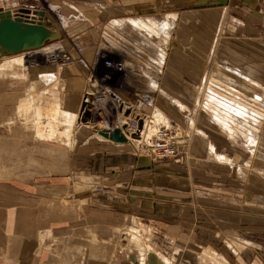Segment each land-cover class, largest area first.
<instances>
[{
  "label": "crops",
  "instance_id": "obj_1",
  "mask_svg": "<svg viewBox=\"0 0 264 264\" xmlns=\"http://www.w3.org/2000/svg\"><path fill=\"white\" fill-rule=\"evenodd\" d=\"M70 1L64 0L63 3H70ZM103 1L106 4L98 3L99 6H95V10L87 7L88 13L85 16L91 20L97 19L95 23L102 31L101 36L106 37L105 35L110 34L111 44L119 46L118 51L114 54L124 58L128 63L126 75L129 79L122 80V85L114 88L113 92L122 99L136 103L139 109L144 112H151L155 109L162 111L168 119L180 125L183 131L200 135L203 142L199 139L192 142L194 133L191 138L187 135L190 156L181 152L178 159L157 162L152 161L144 153H134V149L130 146L132 143L129 141L115 142L107 137L94 135L91 130L84 129L81 125L72 134L70 145L66 142L62 143V141L57 143L51 139L44 142V140L36 138L37 134H33L21 126L12 114L13 107L16 109L27 89V85L22 81L21 76L23 75H19V72L16 75H0V228L6 231L18 228L24 230L27 226L26 223L35 221L33 216L28 217L27 214L32 212L25 207H15L10 210L11 213H8L6 208L8 190L23 196L28 193L26 187L30 186L37 190L48 188L52 192H62L65 195V191L72 189L71 175L95 174V178L100 179L101 183L107 180L106 183L98 185L100 187L98 190L109 193L112 201L108 202L114 208L125 210L99 209L102 213H97L94 209H87L86 206V212L81 215L85 216L87 223L88 221L92 224L91 221L101 222L97 223L101 230H107L106 227L113 226L118 220L127 222L129 211L132 212L129 210L130 208L136 210L137 215L142 214L143 218L144 214L147 213L149 216L156 210L159 222L164 227L168 225L174 228V231L170 229L164 231L170 237L185 238L184 241H186L190 234L184 232V225L186 226L188 223L193 225V222L197 221L200 225L193 230L194 235L191 230V237L195 238L194 236H196L204 239L206 244H209L202 248L211 247L214 249L212 247L214 241L220 239L224 245L223 249H225L222 254L224 253L229 264H264L263 208L250 205L253 198L249 199L246 195L248 184L245 180L238 182V186L231 185L233 182H231L230 172L234 165L238 162L241 169H247L245 164L250 163L247 160L254 158V155H252V151L232 148L231 143L227 145L229 148L219 145L221 141L215 140L214 137L217 133V131L214 132L216 123L214 124L208 117L207 121L203 120L207 126L203 130L201 129V125L196 121L198 119L197 99L193 95L194 92L190 90V87H200L202 82L206 84L210 82H207V79L210 78L206 68L212 62L214 52L217 51L222 40L236 44L240 51L239 62L247 73L245 77H252L256 87L262 88V79H264V0ZM41 2L44 6L40 5ZM22 7L46 11L61 31L66 17L70 16L63 9L62 11L58 10V6L53 4V0H0V9L16 12ZM93 14L96 17L91 18ZM134 20L147 26L153 25L160 37L168 35L169 40L164 41L163 44L166 47H171V50L166 52L165 48L164 52L160 51L163 54L157 53L156 55L152 49H144L140 52L135 47L133 49L129 46L128 42L122 40L126 34L131 43L135 41L136 46L140 41V43H144L140 37L147 42L150 38H158L156 34L139 29ZM107 32L110 33L107 34ZM118 34H122V36H118ZM136 35L138 36L136 37ZM222 37L224 38L221 40ZM116 38H119L123 44L118 43L119 39L115 40ZM103 40L101 47L107 45ZM153 42L161 44L160 40ZM98 46V44L93 45L95 49ZM59 47L61 48L62 45H57L56 49ZM125 48H131V52ZM19 54L22 55V53ZM151 54H154L156 58ZM14 55L0 58L5 61V57ZM95 55L93 57L90 54V58L84 56L82 62L72 60L73 63L65 67L60 66V71L63 70L62 80L65 82L64 85L66 84V91H68L58 101L62 109L74 112L79 110L83 93L90 87L88 64L92 63ZM99 64L102 65L103 62L100 61ZM25 73L27 77L33 76L32 70H26ZM149 74L154 79L151 84ZM203 76L204 78L206 76V79ZM74 86L77 88L73 89ZM201 86L203 87V85ZM255 89L257 90V88ZM175 100L191 110L192 116L195 117V129H191V127L186 129L187 123L183 121L182 111ZM220 132L222 133V131ZM222 134L224 135V132ZM222 140L226 139L222 138ZM210 144L214 146L216 152L219 149L218 153L223 154L224 152L228 156L237 154V162L233 163L234 165H227L217 162V159H211L210 155L214 154L215 156V153L210 150ZM184 161L187 165H184ZM256 166H253L254 172L259 173L261 170ZM28 167L34 169L31 168L29 172L26 170ZM170 170H174L178 182L184 178L189 186L179 182L175 184L176 190H171L172 193L168 192L166 188L165 191L161 190L162 187H160L161 194L159 196L152 195V179L156 177V174L162 177L167 176ZM185 175L188 177H184ZM18 179L25 183V187H23L25 190H22L20 185L11 183L12 180L17 181ZM196 182H206L207 186ZM211 185L228 187L227 190L222 189L228 194L229 188H237L241 194L238 193L240 198L236 206L231 203L232 201L218 200L217 198L216 200L212 197L200 199L196 196L199 194L197 193L199 190L205 188L209 190ZM195 191L196 193H194ZM184 194L191 195L189 197ZM51 200V198H46L45 202L52 204ZM55 201L59 200L55 198ZM14 202L16 206L26 204L22 198L15 199ZM201 203L205 206L201 207ZM64 211L66 212V209ZM123 211H128V214ZM89 213L105 215V218L101 216L104 221H100L96 217L88 218ZM135 213L133 211V214ZM62 219L64 221L67 219L66 213H63ZM14 222H17V225H13ZM77 223L79 226L81 223L83 224L79 221ZM75 232L78 234L79 240H75L73 244L74 251L78 249L79 252L85 253L89 246L94 249L95 254L112 252V249L108 248L100 250L101 246L99 245L96 247H92L91 244L86 245V234L82 232V228ZM111 232L110 230L109 235L100 238L112 236ZM15 237L22 238L20 235H15ZM6 241L5 234L0 231V255L9 252L22 254L30 251L31 245L24 247L23 244L9 250L6 248ZM196 243L198 242L196 241ZM183 244H188L189 247L186 246V250L190 255H193L192 247H196L193 245L194 243L187 241ZM233 244L237 247V252L232 249L231 245ZM181 246L177 247L184 251L183 245ZM67 252L65 260H68V264H79L71 259L73 257L71 250H67ZM149 260L150 262L147 264H151V262L154 264L152 258L149 257Z\"/></svg>",
  "mask_w": 264,
  "mask_h": 264
},
{
  "label": "rangeland",
  "instance_id": "obj_2",
  "mask_svg": "<svg viewBox=\"0 0 264 264\" xmlns=\"http://www.w3.org/2000/svg\"><path fill=\"white\" fill-rule=\"evenodd\" d=\"M63 1L64 0H53V4L58 6V10L62 11L63 9V11L70 14L69 17H66L64 27H62V39L48 42L38 50L22 53V63L7 64L6 69L4 67L0 69V75H16L19 72V75H23L21 76L22 81H24V84L27 85V89L23 98L20 100V103L17 105L16 109L15 107L12 109V114H14L13 117L19 121V124L25 129L30 130L33 134H36L37 130H42V132L45 133L50 127L53 131V134L50 135V137L45 134H38L39 136L37 135L36 138L41 141L44 140V142L51 139L57 141V143L62 141V143L66 142L70 145L69 143L72 139V134H74L75 130H77L80 125L84 129H88L89 131L91 130V133L94 135H101L96 132L97 127L92 122H89V125L78 123L77 119L79 110L75 112L70 111L73 113L72 116H74V122L70 131L63 135H61L59 131L57 132L60 126L63 127L62 124L64 121V116L60 110H66L59 106L58 101H60L61 97L64 96L65 92H68L66 91V84L64 85L65 82L62 80L63 75L61 74L63 70L60 71V66L65 67L66 65L73 63L72 61L63 62L62 55L60 54L62 52H66V54H69L72 60L76 62L79 60L82 62L84 60V56L90 58V54L93 55V57L96 54L95 59L92 62H94L97 59V56L102 53H105L106 58L119 59L122 57L114 54L118 51L119 46L111 44L110 32H107L109 35H105L106 37L101 36L102 31L95 23V20L97 19L93 18L96 17L95 14L92 15V20L85 16V14L88 13L86 11L87 7L90 9L94 8L93 10H95V6H99L98 3L106 4L105 1L71 0L70 3L66 4L63 3ZM109 3L111 2L109 1ZM40 5L44 6L42 2ZM63 15H65V13H63ZM140 24L141 26H138L139 29H144L148 33L151 32L152 34H156L158 38H150L147 42L145 39L140 37V40H144V43H140V41L137 43V46L134 43L135 41L131 43V41L128 40L129 37L127 34L125 35L126 37L123 36L122 40L128 42L129 46L133 49L135 47L140 52L144 51V49H152L157 55V53L163 54L160 51L163 50L164 52L165 48L166 52L171 50V47H166V45L163 44L165 43L164 41L169 40L168 35H166V37L161 36V38L158 34L159 32L155 30L153 25L147 26L142 23ZM118 36H122V34H118ZM137 36L138 35H136V37ZM102 38L106 40L104 41ZM223 38L224 37H222L221 40ZM118 39L116 38L115 40ZM102 40L107 44L104 47L100 46L103 44ZM159 40L161 44H158L157 42L154 44L153 41L159 42ZM118 43L123 44L120 39L118 40ZM96 44L99 46L95 49L93 45ZM57 45H62V47L56 49ZM125 49L128 52H131V48ZM151 56L156 58L154 54H151ZM239 57L240 51H238L236 44L222 40L217 51L214 52L212 62L206 68L207 74L210 78L207 79V82H210L205 84L204 89H202V86L200 85L201 88L190 87V90L194 92L193 95L196 96L197 101L199 100L201 102L200 105L197 103L198 119L196 121L199 122L202 130L207 126V123L203 120L205 119L207 121L206 118L208 117L214 122V124L216 123L215 125L213 124L216 127L214 132L217 131L214 137L215 140L221 141V144L219 145L229 148L227 145H230L231 143L232 145L230 146L232 148L236 147V149L240 148L249 152L252 151L254 158H250L248 160L250 163L245 164V166L248 167L247 169H241L240 166H238V162L235 165L233 164L234 167L230 172L231 182H233L231 185H237L238 182L245 180L248 184V188L245 191L246 195L249 199L251 197L253 198V202H251L250 205L261 206L263 208L264 215V79H262V88L259 86L256 87V83L252 77H245L247 73L245 68L239 62ZM1 59L2 58H0V60ZM1 61H3V59ZM126 64L128 67L127 62ZM99 69L100 67L97 63L95 67L96 72L99 71ZM26 70H32L33 76L27 77L25 73ZM149 75L151 84L154 82V79L151 74ZM128 79L129 77L126 75L123 81H127ZM143 84L144 83L142 82V85ZM254 87L257 88V90ZM76 88V86L73 87V89ZM199 90L201 92H199ZM156 110L157 109L153 111V115H155ZM160 112L163 115V119H168L166 117L167 115H165L162 111ZM190 116L193 117L192 114H190ZM194 118L195 117H193V119ZM223 120L229 123L228 125L232 126L231 130H228V128H226L227 126H223ZM148 123H150V121H148ZM186 129H189L188 125ZM219 129L222 133L224 132V135L219 131ZM193 133L194 132L191 133L183 131L179 140L180 151L188 154V156H190L191 153L188 148L189 140L186 136L188 135L187 137L191 138ZM42 137L44 139H42ZM151 137L152 134L147 139L150 140ZM222 138H225L226 140H222ZM195 139H199L203 142L201 136L194 133L192 142H194ZM130 146L134 149V153L137 154L138 152H141L140 149L142 145L135 141V139ZM218 151L219 149L217 150V153ZM210 158L216 159L214 154L210 155ZM173 160L165 159L152 161L157 162ZM196 162L198 163V161ZM183 163L184 165H187L185 161ZM253 166L260 168L259 170L261 171L259 173H255V168ZM31 168L33 167H28L26 170L30 172ZM95 176V174L71 175L70 181L72 183V189L67 190L68 192L65 191V195L62 194V192H52L48 188L37 190L30 186L26 187L28 193L23 196L18 193H14V191L8 190L6 205L8 213H11L10 210L15 207H25L28 211L33 213L27 214L28 217L33 216L35 221L26 223L25 225L27 226H25L24 230H20L18 228L15 230L7 229L6 231L0 228V231L5 234L7 239V249L12 250L15 246L19 245L18 247H20L21 244H23L24 247H26V245L30 247L31 245L30 251L27 253H2L0 255V264H68V260H65L67 258L65 255L68 254L67 250H71L73 253V257L71 259L77 261L79 264H147L150 262L149 257L152 258L154 264H161V262H165V264H215L210 259L206 249L214 250L218 253L217 255H220L225 261L224 264H229L226 256L223 255L224 253L222 254L225 249H223L224 245L220 239H216L214 241V245H212V247H214L213 249L211 247L202 248L205 245H209L206 244L204 239L196 236H194L195 238L191 237V230L194 235L193 230L200 225L197 221L193 222L194 226L192 223H188L186 226L184 225V232L190 234L186 241H184L185 238H173L164 232L166 229L174 231V228L168 225H166L165 228L163 224L159 222L156 210H154L152 214H149V216L147 213L144 214L143 218L141 217L142 214L137 215L135 213L137 211L130 208L129 210L132 212L129 211V216H127L126 219L128 220L127 222L118 220L113 224V226L106 227L107 230H101L97 224L101 222L96 223L91 221L94 225L89 221L87 223L85 221V216L81 215L86 212V206L87 209H94L97 213H102L99 209L110 211L112 209L114 211L125 210L120 208V210H117V208H114V206L108 202L112 201L110 200L111 198L109 193H103V191L98 190L100 189L98 185L106 183L107 180L104 183H101L100 179L95 178ZM184 177H188V175H185ZM152 182V195L154 196H159L161 194L160 187H162L161 190L166 188L168 189V192L172 193V191L176 190L175 184H178L179 182H183L184 184L187 183L184 178L182 181L178 182L175 177L174 170H170V172L168 171L167 176L163 177L156 174V177L152 179ZM11 183L20 185L22 190H25L23 189V187H25V183L23 181L18 179L17 181L12 180ZM196 183L207 186L206 182ZM209 187L210 191L207 188L201 191L199 190V192H197L199 194L196 196L200 197V199L212 197L213 199L217 198L218 200L232 201L231 203L235 206L238 203V199L240 198L239 194H241V192L237 191V188H229L228 191L230 192L228 194L222 191V189L227 190L228 187L223 188L212 185ZM194 193H196V191ZM184 195H188L190 197L191 194ZM20 198H22V201H25L26 204L24 206L14 205L15 199L20 200ZM46 198H51L52 204L46 203ZM55 198L59 201L54 202ZM65 203L66 205H63ZM201 204V207L205 206L203 203ZM65 209L66 212L64 211ZM133 211L135 214H133ZM123 212H127L126 214H128V211ZM63 213L67 214V219L65 221L62 219ZM101 216L105 218V215L96 213H89L87 217H96L98 220L104 221ZM39 219H41V221H39ZM77 221L83 222V224H80L81 227L78 225ZM13 225H17V222H14ZM108 225L109 224L107 223V226ZM79 228H82V232H85L86 234V245L91 244L92 247L99 245L101 246L99 247L100 250H107L106 248H108L109 250L112 249V252H98L95 254L93 252L94 249L89 246L85 253L79 252L78 249L74 251L73 244L75 243V240H79L78 234L75 231H78ZM133 229H138L139 231H134ZM110 230L112 231V236L105 237L104 239L100 238L105 235H109ZM15 235H20L22 238L15 237ZM187 241L193 242V245L196 246L192 247L194 252L193 255H190V253L186 250V246H188V244H183ZM196 241L198 243H196ZM181 245H183L184 251L177 247ZM231 247L237 252V247L234 244L231 245ZM159 258L161 259V262L159 261Z\"/></svg>",
  "mask_w": 264,
  "mask_h": 264
},
{
  "label": "built area",
  "instance_id": "obj_3",
  "mask_svg": "<svg viewBox=\"0 0 264 264\" xmlns=\"http://www.w3.org/2000/svg\"><path fill=\"white\" fill-rule=\"evenodd\" d=\"M60 55H62L63 62L72 61L71 56L66 52ZM100 61L103 62L102 65L99 64ZM97 63L100 69L96 72ZM125 69L126 61L123 58H106L105 53L97 56V59L89 65L90 87L83 93L87 103L78 112V118L81 120L84 111H89L90 117L86 121L96 125L98 134L100 131L109 132L118 128L126 136V141L133 143L134 139H137L136 141L142 145L140 153H144L151 160L178 159L181 152L179 140L183 132L180 125L161 117L157 121L158 124L152 132L151 139L148 140L145 126L148 121H152L153 111L144 112L136 103L122 99L113 92L114 88L119 87L124 80ZM190 114L183 117L184 122L189 121ZM140 120L142 121L141 126L138 125Z\"/></svg>",
  "mask_w": 264,
  "mask_h": 264
},
{
  "label": "water",
  "instance_id": "obj_4",
  "mask_svg": "<svg viewBox=\"0 0 264 264\" xmlns=\"http://www.w3.org/2000/svg\"><path fill=\"white\" fill-rule=\"evenodd\" d=\"M62 36L61 29L42 9L22 7L16 12L0 9V57L38 50L48 42L60 40ZM86 103L84 95L79 111L85 107ZM89 117L90 112L86 110L81 120L86 121ZM141 124L140 120L138 125L141 126ZM99 133L115 142L127 140L118 128Z\"/></svg>",
  "mask_w": 264,
  "mask_h": 264
},
{
  "label": "bare ground",
  "instance_id": "obj_5",
  "mask_svg": "<svg viewBox=\"0 0 264 264\" xmlns=\"http://www.w3.org/2000/svg\"><path fill=\"white\" fill-rule=\"evenodd\" d=\"M134 23H136L138 26H141V24L139 23V22H136L135 20H134ZM19 54V53H18ZM14 55V56H9V57H5L4 58V60L5 61H1L0 60V69L1 68H5L6 69V65L7 64H17V63H19V62H21L22 60H21V56L20 55ZM126 67H127V64H126ZM125 71H126V73H128V70L127 69H125ZM204 79H206V76H205V78ZM205 84L206 83H204V82H202L201 83V85H203V87H202V89H204V86H205ZM201 88V87H200ZM201 92V91H200ZM262 99V98H261ZM175 101H177V103H178V105H179V109L182 111V115H183V117H185V115H188L189 113H191V111H190V109H188L185 105H183V104H181L178 100H175ZM176 103V102H175ZM197 103L200 105V101L198 100L197 101ZM255 103V102H254ZM61 112H62V114H63V116H64V121H63V124H62V126L63 127H59V129L57 130V132L59 131V133L61 134V135H63V134H66L67 132H69L70 131V128H71V126H72V124H73V122H74V116H72L73 115V113L72 112H70V111H67V110H60ZM56 113V112H55ZM77 115V114H76ZM55 116V115H54ZM72 116V117H71ZM163 118V115L161 114V112L157 109L156 111H155V115H153V118H152V120L153 121H151L150 123H148V124H146V126H145V131H147V138H149L150 136H151V134H152V132H153V130L155 129V127H156V125L158 124L157 123V121L159 120V118ZM182 117V118H183ZM223 119V118H222ZM77 121H78V123L79 124H84V125H89L88 123V121H86V122H82L79 118L77 119ZM224 121V120H223ZM37 123V122H36ZM56 123V122H55ZM61 124V123H60ZM229 123H227L226 121H224V124H223V126H227L226 128H228V130H231V125H228ZM37 125V124H36ZM99 125V124H98ZM187 125L189 126V128L191 127V129H195L194 127H195V119H193V117H191L190 119H189V121H187ZM31 127V126H30ZM38 129V128H37ZM45 129V128H44ZM40 130V129H39ZM197 131V130H196ZM37 133V135L38 134H42V135H47V136H49L50 137V135H52L53 134V131L51 130V128L49 127V129L48 130H46V132L45 133H43L42 132V130H40V131H36ZM51 133V134H50ZM54 133H56V132H54ZM39 136V135H38ZM69 136V135H68ZM65 137L67 138V136L65 135ZM43 138V137H42ZM137 139H135V141H136ZM211 145V144H210ZM206 146V145H205ZM210 150L211 151H213L214 153H215V157H216V159H217V161L218 162H220V163H226V164H228V165H232L233 163H236L237 162V160H238V155L237 154H235V156H228V155H226V154H224V152H223V154H221V153H217L215 150H214V146L213 145H211L210 146ZM254 154V153H253ZM240 157V156H239ZM246 160V159H245ZM249 160V159H248ZM247 160V161H248ZM134 231L136 230V231H139L138 229H133ZM132 230V231H133ZM133 235V234H132ZM138 235H140V234H138ZM137 236V235H136ZM133 237V236H132ZM138 240V239H137ZM136 240V241H137ZM135 241V242H136ZM141 247V246H140ZM207 251H208V254H209V257H210V259L215 263V264H224V260L222 259V257L220 256V255H217L218 253H216L214 250H212V249H206ZM205 251V250H204ZM165 259V258H164ZM159 261L161 262V259L159 258ZM163 261V260H162ZM164 262V261H163ZM161 264H165V262L164 263H162L161 262Z\"/></svg>",
  "mask_w": 264,
  "mask_h": 264
}]
</instances>
